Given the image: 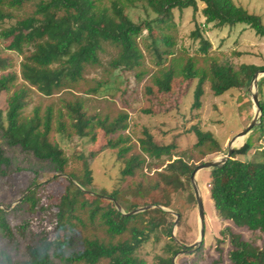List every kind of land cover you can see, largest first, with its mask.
<instances>
[{
  "label": "trees",
  "instance_id": "obj_1",
  "mask_svg": "<svg viewBox=\"0 0 264 264\" xmlns=\"http://www.w3.org/2000/svg\"><path fill=\"white\" fill-rule=\"evenodd\" d=\"M135 1L0 0V38L4 49L22 55L20 73H17L7 71L11 59L0 51V70L3 71L0 93L8 94L7 107L0 110V139L9 148L48 163L52 174L41 182L43 167L21 166L0 143V177L7 181L5 184L11 187L17 173L28 175L20 203L9 210L0 204V264H146L138 255L139 247L158 230H164L171 240L167 246L170 255L162 257L161 264H173V256L182 248L171 239L174 222L168 220L172 215L162 206H170L174 194L187 186L196 201L191 175L197 162L202 164L207 155L222 150L219 140L212 132L194 126L197 141L193 147L198 157L191 156L187 160L180 156L171 159L162 170L152 175L146 173L147 158L171 157L176 145L158 144L145 129L144 137L139 140V151H136L131 138L124 135L128 128L127 111H121L112 119L98 112L89 113L82 95H96L104 83L101 80L92 83L87 78V70L103 66L102 55L112 48L109 66L113 70L134 72L140 79L147 72L138 71L145 59L142 40L157 67L151 76L154 85L169 91L176 77L198 79L194 106H199L200 86L205 81L209 80L213 93L220 96L232 88L242 87L256 73L264 71V66L256 64L212 61L207 57L211 43L203 34V26L223 28L245 24L264 36V23L260 15L236 0H144L155 16L135 21L127 12ZM200 2L204 4L202 9ZM186 8L193 10L196 28L191 36L199 40V50L205 54L207 65H200L191 55H174V10ZM198 12L204 17L203 24L196 21ZM7 21L9 24L4 26ZM170 57L171 61L167 62ZM20 80L46 97L64 91L74 95L72 99L62 98L57 125L60 134L68 130L67 121L72 134L92 140H96L101 126L107 127L108 146L117 150V156L123 161L121 186L110 193L106 190L101 194L91 193L94 175L88 161L84 160L82 174L69 169L66 153L51 138L52 106L49 105L44 114L37 108L31 116L24 115L28 92ZM263 86L264 79L258 83L261 96ZM260 105L259 129L264 136L262 97ZM252 149L253 144L248 141L235 153L247 155ZM206 169L211 171L209 191L221 218L260 232L264 237V146L256 150L253 159L232 156L221 166ZM57 182L65 184L64 191L59 192V196L57 193L48 195L47 185ZM131 194H137L140 202H131L127 213L144 205L153 207L124 214L114 201L105 200L111 197L123 206ZM150 195L153 199L147 201ZM25 203L29 204L31 214L16 221ZM82 212L87 213V219ZM98 223L112 239L107 241L98 234L82 231ZM116 236L124 237L115 241ZM230 241L232 264H264V245L245 240L233 231ZM184 264L197 263L194 260Z\"/></svg>",
  "mask_w": 264,
  "mask_h": 264
},
{
  "label": "rangeland",
  "instance_id": "obj_2",
  "mask_svg": "<svg viewBox=\"0 0 264 264\" xmlns=\"http://www.w3.org/2000/svg\"><path fill=\"white\" fill-rule=\"evenodd\" d=\"M236 1L250 12L260 15L264 23V0ZM203 6L204 4L200 2V9ZM127 12L135 21L155 16L153 10L144 0H136L133 5L129 6ZM196 21L203 24L204 17L201 12L196 14ZM174 22L175 26L172 33L176 38L175 57L191 55L198 60L200 65H207L205 54L199 50V40H195L191 36L196 28L193 10L191 8L182 11L175 9ZM8 24L9 21L4 26ZM203 29L204 36L211 43L207 57L212 61L231 62L235 65L248 63L264 66V36L256 34L247 25L236 24L223 28L212 26L205 28L203 26ZM140 43L145 52V59L143 66L138 71H147L140 79L135 77L134 72L113 70L108 63L113 53L112 48H109V52L102 55L103 66L90 67L86 73L87 78L92 83L101 80L104 86L96 95L83 94L82 97L89 113L98 112L100 116H109L110 119L124 110L129 113L128 128L124 131V135L131 138L134 150L139 151V140L144 137L145 129L152 134L158 144L173 143L176 145L171 157L164 156L161 160L147 158L145 172L152 175L156 170H162L171 159L180 156L187 160L191 156L198 157L199 154L193 147L197 141L193 131L194 126L212 132L222 146L220 152L207 155L203 162L224 157L228 153L230 143L234 144L233 147L236 148V152L248 141L253 144V149L247 155L233 153V157L244 160L255 158L256 150L264 146V136L259 129L260 117L256 118L258 109L253 101V92L257 89L259 93L258 85L255 86V76L242 87L232 88L220 96L213 93L211 83L207 80L200 86V105L194 106L198 79H186L179 76L172 81L171 90H160L154 85L151 78L152 73L157 70L154 59L145 49V43L142 40ZM0 51L3 56L11 59L7 71L20 73L22 55L5 50L1 38ZM171 59L172 57L168 58L167 62H170ZM2 72L0 70V74ZM262 79H264V71L257 73V83ZM19 83L25 85L28 92L27 105L23 109L25 116H31L37 108L44 114L48 106H52L54 119L51 138L58 142L66 153L69 159V169L79 171L82 174L84 172V160L88 161L94 175L93 184L90 187L92 194H101L103 190L110 193L116 187L121 186V183L123 184L121 182L123 161L117 156V150L108 146L109 135L106 126H101L98 129L96 140L80 138L72 134L73 130L68 121L66 133L60 134L58 132L59 111L63 106L62 98L72 99L74 95L71 92L64 91L46 97L35 89L29 88L22 80ZM261 97L264 99V93L262 96L259 94L260 99ZM7 99V93H0V110L6 109ZM254 119H256V124L240 139V136L237 135L244 131ZM0 143L3 144L2 139H0ZM5 148L21 166L43 167L44 176L41 182L47 181L52 176L48 163H42L30 154L23 153L18 149L7 146ZM200 163L197 162L198 165ZM195 179L199 185L205 211V235L199 246H191L200 239L201 224L197 200L194 201L191 198L190 187L187 186L185 190L176 192L172 197L170 206H162V209L164 208L172 215L168 220L174 222L171 239L182 246L180 251L173 256V264L191 263L194 260L197 264H232L229 259V252L232 249L231 231L241 234L245 240L259 246L264 245V237L260 232L238 227L232 221L221 218L209 191L210 169L198 171ZM6 182L0 177V204L9 210L20 203L24 197L23 193L28 182V175L23 172L17 173L11 187L7 186ZM47 187L48 195L57 193L59 196V192L64 191L65 184L49 183ZM191 187L194 191L192 180ZM148 199L147 201H152L153 196L150 195ZM105 200L107 202L108 200L113 201L110 197H106ZM131 202H140V197L137 194L127 196L126 203L123 206L119 204L121 206L119 210L127 214ZM102 203L104 204V202ZM145 206H150L148 209L153 207L150 204L143 207ZM30 214L29 204L25 203L23 204V211L17 213L15 220L20 221L21 218L30 216ZM176 214H179L177 224H175ZM82 215L87 219V213L82 212ZM82 231L90 235L98 234L107 241L112 239L99 223L89 225L86 230ZM121 237L124 236H116L113 240L116 241ZM169 243L171 240L166 232L158 230L141 244L138 255L146 260V264H161L160 259L170 255L167 252Z\"/></svg>",
  "mask_w": 264,
  "mask_h": 264
},
{
  "label": "water",
  "instance_id": "obj_3",
  "mask_svg": "<svg viewBox=\"0 0 264 264\" xmlns=\"http://www.w3.org/2000/svg\"><path fill=\"white\" fill-rule=\"evenodd\" d=\"M256 80H257V73L255 74V86L257 87L258 83H257ZM253 101H254V104L256 105L257 109H258L256 118L261 117V105H260V98H259V93H258L257 89H256V91L253 92ZM255 124H256V119H254L252 121V123L244 131H241L237 136L239 137V136H243V135L247 134V132H249V130L252 129V127ZM234 139H235V137H234ZM235 150H236V148L233 147L232 143H230L228 153L224 157L218 158V159H211V160L205 161L202 164L197 165V167L194 169V171H193V173L191 175V180H192V183H193V188H194V191H195L196 200H197V204H198V208H199V216H200V224H201L200 239H199V241H197L196 243L191 245L193 247L199 246L202 243V241L204 239V235H205V211H204V204H203L202 195L200 193L199 185H198V183H197V181L195 179V175H196V173L198 171H200L202 169L221 166L229 158H231L233 156V153H235ZM110 199H112L115 202V204H116L118 209H121V206L119 205V203H117V201L114 198L110 197ZM148 208H150V206H145V207L139 208V209L134 210V211H132L130 213H136V212H139V211L146 210ZM170 212H172V211H170ZM130 213H127V214H130ZM176 216H177V219L175 220V224H177L178 221H179V214H176Z\"/></svg>",
  "mask_w": 264,
  "mask_h": 264
},
{
  "label": "bare ground",
  "instance_id": "obj_4",
  "mask_svg": "<svg viewBox=\"0 0 264 264\" xmlns=\"http://www.w3.org/2000/svg\"><path fill=\"white\" fill-rule=\"evenodd\" d=\"M240 139H241V136H240ZM232 145H234V144H232Z\"/></svg>",
  "mask_w": 264,
  "mask_h": 264
}]
</instances>
